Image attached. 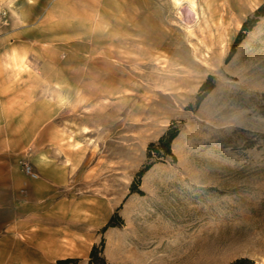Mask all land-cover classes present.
<instances>
[{
	"label": "rangeland",
	"instance_id": "374dc122",
	"mask_svg": "<svg viewBox=\"0 0 264 264\" xmlns=\"http://www.w3.org/2000/svg\"><path fill=\"white\" fill-rule=\"evenodd\" d=\"M101 244L264 264V0H0V264Z\"/></svg>",
	"mask_w": 264,
	"mask_h": 264
},
{
	"label": "trees",
	"instance_id": "16d2710c",
	"mask_svg": "<svg viewBox=\"0 0 264 264\" xmlns=\"http://www.w3.org/2000/svg\"><path fill=\"white\" fill-rule=\"evenodd\" d=\"M262 6L257 9V11L262 10ZM247 25V21L244 22L245 29ZM176 135V130H174L172 127L168 128L157 140V142H151L149 144L148 148L157 147L162 148L165 151H170V142ZM144 171V168L139 172L142 173ZM102 252V244L100 246L93 245L89 254V261L88 264H105V259L101 255ZM80 258L78 257H63L58 258L53 264H79ZM242 262V259H236L235 261L229 263V264H240Z\"/></svg>",
	"mask_w": 264,
	"mask_h": 264
},
{
	"label": "crops",
	"instance_id": "0c3cea01",
	"mask_svg": "<svg viewBox=\"0 0 264 264\" xmlns=\"http://www.w3.org/2000/svg\"><path fill=\"white\" fill-rule=\"evenodd\" d=\"M60 231H62V229L46 233L44 239H39L36 245H38L41 249H47L51 252H57L64 249L67 241L59 237Z\"/></svg>",
	"mask_w": 264,
	"mask_h": 264
},
{
	"label": "bare ground",
	"instance_id": "6f19581e",
	"mask_svg": "<svg viewBox=\"0 0 264 264\" xmlns=\"http://www.w3.org/2000/svg\"><path fill=\"white\" fill-rule=\"evenodd\" d=\"M192 4V3H191Z\"/></svg>",
	"mask_w": 264,
	"mask_h": 264
}]
</instances>
